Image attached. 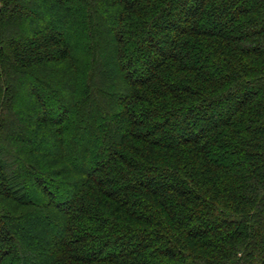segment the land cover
Listing matches in <instances>:
<instances>
[{
	"label": "trees",
	"instance_id": "16d2710c",
	"mask_svg": "<svg viewBox=\"0 0 264 264\" xmlns=\"http://www.w3.org/2000/svg\"><path fill=\"white\" fill-rule=\"evenodd\" d=\"M0 264H264V0H0Z\"/></svg>",
	"mask_w": 264,
	"mask_h": 264
},
{
	"label": "rangeland",
	"instance_id": "374dc122",
	"mask_svg": "<svg viewBox=\"0 0 264 264\" xmlns=\"http://www.w3.org/2000/svg\"><path fill=\"white\" fill-rule=\"evenodd\" d=\"M84 3H85V1H84ZM103 15V14H102ZM94 33V32H93ZM93 37H94V42H96L95 40H96V38H95V34L93 35ZM98 54H101V50H99V52H98ZM76 141H77V139H76Z\"/></svg>",
	"mask_w": 264,
	"mask_h": 264
}]
</instances>
